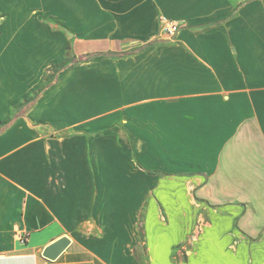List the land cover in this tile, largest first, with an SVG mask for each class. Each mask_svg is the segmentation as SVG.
<instances>
[{
	"label": "crops",
	"instance_id": "0c3cea01",
	"mask_svg": "<svg viewBox=\"0 0 264 264\" xmlns=\"http://www.w3.org/2000/svg\"><path fill=\"white\" fill-rule=\"evenodd\" d=\"M0 264H264V0H0Z\"/></svg>",
	"mask_w": 264,
	"mask_h": 264
},
{
	"label": "water",
	"instance_id": "95a60500",
	"mask_svg": "<svg viewBox=\"0 0 264 264\" xmlns=\"http://www.w3.org/2000/svg\"><path fill=\"white\" fill-rule=\"evenodd\" d=\"M69 242L68 237L62 236L45 247L43 255L50 259H55L68 246Z\"/></svg>",
	"mask_w": 264,
	"mask_h": 264
},
{
	"label": "built area",
	"instance_id": "2783aa9c",
	"mask_svg": "<svg viewBox=\"0 0 264 264\" xmlns=\"http://www.w3.org/2000/svg\"><path fill=\"white\" fill-rule=\"evenodd\" d=\"M160 23L162 33L166 34L168 37L175 36L180 27L178 22L168 20L165 17H160Z\"/></svg>",
	"mask_w": 264,
	"mask_h": 264
},
{
	"label": "trees",
	"instance_id": "16d2710c",
	"mask_svg": "<svg viewBox=\"0 0 264 264\" xmlns=\"http://www.w3.org/2000/svg\"><path fill=\"white\" fill-rule=\"evenodd\" d=\"M89 55H79L78 60H85L88 58Z\"/></svg>",
	"mask_w": 264,
	"mask_h": 264
}]
</instances>
